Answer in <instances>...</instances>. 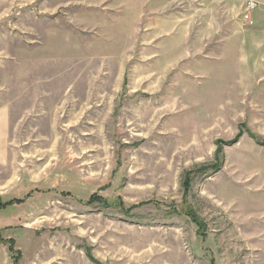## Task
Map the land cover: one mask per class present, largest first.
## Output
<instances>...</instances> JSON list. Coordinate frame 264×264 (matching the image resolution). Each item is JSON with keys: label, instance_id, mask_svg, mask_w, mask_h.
<instances>
[{"label": "rangeland", "instance_id": "1", "mask_svg": "<svg viewBox=\"0 0 264 264\" xmlns=\"http://www.w3.org/2000/svg\"><path fill=\"white\" fill-rule=\"evenodd\" d=\"M263 19L0 0V264H264Z\"/></svg>", "mask_w": 264, "mask_h": 264}, {"label": "built area", "instance_id": "2", "mask_svg": "<svg viewBox=\"0 0 264 264\" xmlns=\"http://www.w3.org/2000/svg\"><path fill=\"white\" fill-rule=\"evenodd\" d=\"M255 8H256V4L253 1L246 2L245 14L243 15V20L248 26H253L250 12H252Z\"/></svg>", "mask_w": 264, "mask_h": 264}, {"label": "crops", "instance_id": "3", "mask_svg": "<svg viewBox=\"0 0 264 264\" xmlns=\"http://www.w3.org/2000/svg\"><path fill=\"white\" fill-rule=\"evenodd\" d=\"M262 3V13H263V17H264V0H260ZM264 27V19L262 21H260Z\"/></svg>", "mask_w": 264, "mask_h": 264}, {"label": "trees", "instance_id": "4", "mask_svg": "<svg viewBox=\"0 0 264 264\" xmlns=\"http://www.w3.org/2000/svg\"><path fill=\"white\" fill-rule=\"evenodd\" d=\"M16 262H17V260H16Z\"/></svg>", "mask_w": 264, "mask_h": 264}]
</instances>
